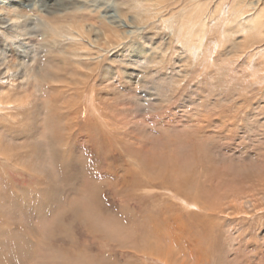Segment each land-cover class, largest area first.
Segmentation results:
<instances>
[{
	"label": "rangeland",
	"instance_id": "rangeland-1",
	"mask_svg": "<svg viewBox=\"0 0 264 264\" xmlns=\"http://www.w3.org/2000/svg\"><path fill=\"white\" fill-rule=\"evenodd\" d=\"M17 1L28 35L0 24V264H264L259 43L210 54L226 9L264 0Z\"/></svg>",
	"mask_w": 264,
	"mask_h": 264
},
{
	"label": "bare ground",
	"instance_id": "bare-ground-1",
	"mask_svg": "<svg viewBox=\"0 0 264 264\" xmlns=\"http://www.w3.org/2000/svg\"><path fill=\"white\" fill-rule=\"evenodd\" d=\"M1 1H2V4H4L5 6L0 8V24L2 23V26H5L6 34L8 36H10L11 39L15 40L13 42L16 43V41L18 42L20 38L28 35V31H26V30H29L27 27L28 22H29L28 16L24 15L22 13V9H20L21 5H20L19 1H17V0H1ZM196 9H198V6H196ZM226 10H225L226 15L223 16L224 14L222 13L221 16H223V17H221L219 19V20H221L222 23H218V24H220L219 27L224 28L225 30L221 31V35L219 34L220 37L218 38L216 44H213V46L211 47V49H210L211 53L210 54H213V55L217 54L218 53L217 50L222 46V44L224 42L229 40L231 37H233L237 34H240V33H245V34H247V37L252 36L253 38L258 40L259 44L257 47L258 48L257 56L260 59V63L262 65H264V7L261 6L259 11H257L254 14L247 15L246 17H244V12H242L243 10L242 11H240V10H233L232 11V9H228L227 10L228 13H230L232 11L231 15H229V16L227 15L228 13L226 12ZM141 11L143 13H146V14L149 13L150 14V12L147 8H142ZM151 13H152V11H151ZM230 18H231V20H230ZM190 26L193 28L192 25H190ZM219 27H218V29H219ZM187 28H186V30H187ZM203 28L205 30H204V32L201 31L202 34H205V33H207V31H209L208 27L203 26ZM49 30H51V29L49 28ZM48 32L50 33V31H48ZM202 34L200 36H202ZM64 35H66V34H64ZM67 38H70V37H67ZM203 40H204V37L200 38L199 43H197L196 46H193L197 49L196 51H200L201 45L204 46ZM189 49H191V48H189ZM191 50H193V49H191ZM8 62H10L8 54L4 55V59H0V65L1 66H3V65L5 66ZM12 68H13L12 66L7 68V75L9 74V72L12 71ZM3 75H4V72L3 73L0 72V83L1 84L12 82L11 81L12 79H10V77H8L9 75L7 77L3 76ZM35 76L36 75L33 74V76H30V78L35 79L36 78ZM4 99L9 100V99H11V97L9 95L3 94L0 97V100H4ZM12 102L14 103V105H12L11 102H6V104L10 105L8 107V109H13L16 107L21 108L23 106L21 101H19V103H18V101L14 102L12 99Z\"/></svg>",
	"mask_w": 264,
	"mask_h": 264
}]
</instances>
